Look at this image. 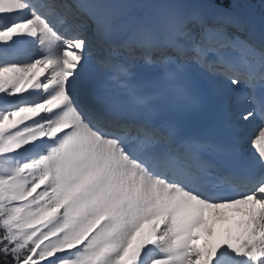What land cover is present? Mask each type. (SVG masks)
Listing matches in <instances>:
<instances>
[{"label": "snow or ice", "instance_id": "6c2138e0", "mask_svg": "<svg viewBox=\"0 0 264 264\" xmlns=\"http://www.w3.org/2000/svg\"><path fill=\"white\" fill-rule=\"evenodd\" d=\"M0 264H264V0H0Z\"/></svg>", "mask_w": 264, "mask_h": 264}, {"label": "rangeland", "instance_id": "374dc122", "mask_svg": "<svg viewBox=\"0 0 264 264\" xmlns=\"http://www.w3.org/2000/svg\"><path fill=\"white\" fill-rule=\"evenodd\" d=\"M250 1H254V2H257V3H261L262 2V0H250ZM213 210V211H212ZM210 209V210H207L206 211V214H205V222L204 223H202V224H200L199 225V227H200V229H201V234H202V239L201 240H203L204 239V233H205V229L206 228H212L213 230H214V233H215V235H213V237H214V240H216L219 236H218V234H220V232H221V226H223V227H227L226 225L228 224V220H230V221H232V219L231 218H233L234 216H235V214H238L237 212H235V210H234V208H232V209H220L219 210V212L220 213H227V215H228V217L230 218V219H228V220H219L220 219V217H217V215H216V211L217 210H215V209ZM228 211V212H227ZM230 211V212H229ZM222 213V214H223ZM231 213V214H230ZM235 213V214H234ZM232 216V217H231ZM220 221V222H219ZM225 221V222H224ZM221 223V224H220ZM148 224V223H147ZM148 225H150V223L148 224ZM220 226V227H219ZM230 226V225H229ZM206 227V228H205ZM219 228V229H218ZM213 237H210L209 239H212L213 240ZM200 245L201 246H203V241H200Z\"/></svg>", "mask_w": 264, "mask_h": 264}, {"label": "bare ground", "instance_id": "6f19581e", "mask_svg": "<svg viewBox=\"0 0 264 264\" xmlns=\"http://www.w3.org/2000/svg\"><path fill=\"white\" fill-rule=\"evenodd\" d=\"M256 8H257V10L260 8V5H261V3H257V2H254V1H250ZM33 71H39V69L37 68V69H34ZM212 210V209H211ZM225 210V209H224ZM227 210V209H226ZM213 211V210H212ZM228 212V211H227ZM230 212V211H229ZM223 213V212H222ZM226 213V212H225ZM231 214V213H230ZM235 214V213H234ZM229 215V214H228ZM238 215L239 214H235V216L233 217V218H231L232 219V221H230V220H228V223H234V220H235V218L236 217H238ZM218 217V216H217ZM232 217V216H231ZM219 220H221V218L219 219ZM222 221V220H221ZM220 222V221H219ZM225 222V221H224ZM146 223H148V222H146ZM149 224V223H148ZM221 224V223H220ZM150 226V225H149ZM224 226V225H223ZM223 226H221V228L223 227ZM227 226V225H226ZM220 227V226H219ZM206 228V227H205ZM219 229V228H218ZM202 232V231H201ZM214 235H215V233H214ZM218 236H219V234H218ZM213 237V236H212ZM215 237V236H214ZM214 237H213V240H214ZM201 241H203V240H201Z\"/></svg>", "mask_w": 264, "mask_h": 264}]
</instances>
